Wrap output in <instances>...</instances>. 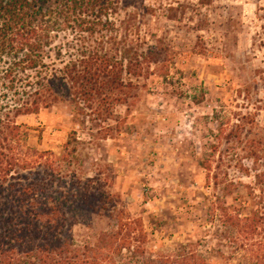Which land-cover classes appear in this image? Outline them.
Returning a JSON list of instances; mask_svg holds the SVG:
<instances>
[{
	"label": "rangeland",
	"instance_id": "obj_1",
	"mask_svg": "<svg viewBox=\"0 0 264 264\" xmlns=\"http://www.w3.org/2000/svg\"><path fill=\"white\" fill-rule=\"evenodd\" d=\"M120 7L103 36L54 33L42 74L62 78L84 55L109 53L123 66L113 99H102L104 78L69 83L70 95L58 92L48 108L15 118L29 127L23 142L39 151L62 153L76 132L70 176L58 192L72 194L65 183L74 175L89 178L101 202L74 212L65 233L82 250L116 233L120 246L126 237L115 264L183 257L257 264L258 252L264 256V0ZM133 56L142 65L129 71Z\"/></svg>",
	"mask_w": 264,
	"mask_h": 264
},
{
	"label": "trees",
	"instance_id": "obj_2",
	"mask_svg": "<svg viewBox=\"0 0 264 264\" xmlns=\"http://www.w3.org/2000/svg\"><path fill=\"white\" fill-rule=\"evenodd\" d=\"M137 1L0 0V264H115L113 256L128 243L123 237L119 246L116 233L96 249L73 247L65 228L77 222L74 212L86 207L94 210L92 202H101L94 199L89 178L74 175L73 181L65 183L72 194L58 192L59 180L70 176L66 167L70 168L75 159L77 150L70 146L78 142L76 132L62 153L39 151L23 142L29 127L18 124L15 118L48 108L50 102L58 101V92L70 95L69 83L81 87L84 81L104 78L108 92L102 99L111 98L119 89L123 71L119 60L94 50L79 63L67 66L65 77H48L42 75L49 69L45 49L50 48L54 33L67 29L103 36L114 30L110 18L119 13L120 4L133 6ZM129 63V71L142 65L137 56ZM29 71H35L41 80L32 81ZM24 87L36 88L29 92ZM71 203L76 206L74 210ZM243 224L253 226L250 217H244ZM179 264L200 263L194 257H183ZM257 264H264L260 252Z\"/></svg>",
	"mask_w": 264,
	"mask_h": 264
}]
</instances>
